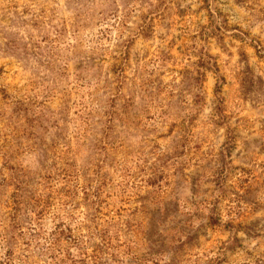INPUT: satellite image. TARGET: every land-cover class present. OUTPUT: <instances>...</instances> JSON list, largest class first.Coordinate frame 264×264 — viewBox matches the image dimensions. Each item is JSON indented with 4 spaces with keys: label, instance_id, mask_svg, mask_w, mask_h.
I'll use <instances>...</instances> for the list:
<instances>
[{
    "label": "rangeland",
    "instance_id": "1",
    "mask_svg": "<svg viewBox=\"0 0 264 264\" xmlns=\"http://www.w3.org/2000/svg\"><path fill=\"white\" fill-rule=\"evenodd\" d=\"M0 264H264V0H0Z\"/></svg>",
    "mask_w": 264,
    "mask_h": 264
}]
</instances>
